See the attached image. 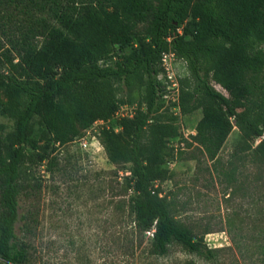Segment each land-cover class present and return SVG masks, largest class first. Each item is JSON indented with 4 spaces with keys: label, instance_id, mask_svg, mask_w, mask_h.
<instances>
[{
    "label": "trees",
    "instance_id": "1",
    "mask_svg": "<svg viewBox=\"0 0 264 264\" xmlns=\"http://www.w3.org/2000/svg\"><path fill=\"white\" fill-rule=\"evenodd\" d=\"M52 16L57 24L41 25L38 47L22 44L15 56L2 53L0 116L11 119V130L0 134V264L27 259L26 244L15 234L25 217L18 205L19 166L28 161L50 169L47 148L73 140L97 120L95 135L107 160L128 164L133 223L139 231L153 227L152 252L163 254L175 242L210 259L211 249L175 219L162 187L172 176L168 141L179 127L164 105L160 55L170 50L185 63L188 77L177 78V98L168 103L182 114L200 106L192 140L212 158L235 125V152L252 149L264 160V101L254 83L264 72V49L256 45L264 43V0H87L56 6ZM133 90L140 91L137 104L130 102ZM121 104L134 107L132 113L114 117ZM33 115L47 137L27 153Z\"/></svg>",
    "mask_w": 264,
    "mask_h": 264
},
{
    "label": "rangeland",
    "instance_id": "2",
    "mask_svg": "<svg viewBox=\"0 0 264 264\" xmlns=\"http://www.w3.org/2000/svg\"><path fill=\"white\" fill-rule=\"evenodd\" d=\"M80 1L87 0H0V68L5 66L2 53L15 56L22 44L40 45L41 25L57 24L52 16L56 6ZM256 45L264 49V43ZM174 73L178 80L188 77L181 59L175 61ZM254 83L257 98L264 101V72ZM129 96L137 104L140 91ZM169 97L176 99L168 94L164 105L176 115L179 135L168 141L172 154L166 166L172 176L162 187L175 219L211 249L212 257L204 259L175 242L163 254L152 252L150 235L133 223L131 191L124 182L128 164L109 162L96 143L94 151L79 144L81 137L89 141L95 136L96 123L73 140L47 148L53 161L50 169L28 161L19 166L18 205L25 217L18 221L15 234L27 247L23 264H264L263 158L252 149L235 152L239 138L235 125L210 158L190 137L200 106L182 114L177 107L171 109ZM114 119L106 124L113 125ZM0 125V134L7 135L11 119L0 116ZM46 137L43 124L33 115L26 152L32 150L30 144L41 146ZM258 141L256 137L252 147Z\"/></svg>",
    "mask_w": 264,
    "mask_h": 264
},
{
    "label": "built area",
    "instance_id": "3",
    "mask_svg": "<svg viewBox=\"0 0 264 264\" xmlns=\"http://www.w3.org/2000/svg\"><path fill=\"white\" fill-rule=\"evenodd\" d=\"M167 39H169V37ZM177 59H179V58H177L174 55V53L172 51H170V50L163 51L161 53V55H160V60L159 61H160L161 72L158 74L157 78L160 79L162 81V83L165 85L166 92L164 94V97H166L168 94H172L173 93L175 95V98H177L178 82H177V78L175 77V73H174L175 61ZM171 99H173V98H171ZM133 108L134 107H132V106L121 104V105L118 106V108H117V110H116V112L114 114V117L130 115L132 113ZM123 110L125 112H122ZM96 123L97 124H101L102 121L101 120L94 121L92 123V125L96 124ZM113 129L117 130L118 128L116 126H113ZM95 136H91L89 141L84 140V138L81 137L79 139V144L82 147H86V146L90 147L91 146L93 148V151H94V148H95L94 143H96L97 145L100 146V147L96 146V149L102 148V146L99 143L97 137L95 138ZM152 231H153V227H151L150 229L146 230L145 232L151 236Z\"/></svg>",
    "mask_w": 264,
    "mask_h": 264
}]
</instances>
